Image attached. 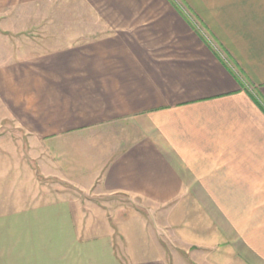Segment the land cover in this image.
Listing matches in <instances>:
<instances>
[{
	"label": "crops",
	"instance_id": "1",
	"mask_svg": "<svg viewBox=\"0 0 264 264\" xmlns=\"http://www.w3.org/2000/svg\"><path fill=\"white\" fill-rule=\"evenodd\" d=\"M0 113L151 215L13 206L0 155V264H264V0H0Z\"/></svg>",
	"mask_w": 264,
	"mask_h": 264
},
{
	"label": "rangeland",
	"instance_id": "2",
	"mask_svg": "<svg viewBox=\"0 0 264 264\" xmlns=\"http://www.w3.org/2000/svg\"><path fill=\"white\" fill-rule=\"evenodd\" d=\"M44 148L45 145L32 142L22 129L0 113V155H11L13 206L21 203L18 193L27 194L28 199L34 195L29 202L67 196L81 204L85 216L105 212L109 226L114 228L135 218L150 223V212L138 199L121 194L83 193L56 177L44 176L40 168ZM7 160H1V167L6 162L7 168Z\"/></svg>",
	"mask_w": 264,
	"mask_h": 264
}]
</instances>
